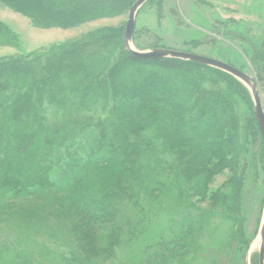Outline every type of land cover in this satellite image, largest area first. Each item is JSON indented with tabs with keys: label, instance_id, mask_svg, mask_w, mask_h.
<instances>
[{
	"label": "trees",
	"instance_id": "16d2710c",
	"mask_svg": "<svg viewBox=\"0 0 264 264\" xmlns=\"http://www.w3.org/2000/svg\"><path fill=\"white\" fill-rule=\"evenodd\" d=\"M135 1L0 0L45 28L122 15ZM125 27V21L101 26L42 52L0 59V223L13 214L11 202L42 196L47 210L53 197L49 206L72 223L79 250L92 260L138 244L162 216L167 199L179 231L165 237L171 247L155 248L152 255L159 262L162 255L182 260L192 251L194 258L200 248L189 244L187 234L216 216V208L236 222L245 179L250 174L255 179L251 149L261 144L264 153V143L252 96L219 69L135 56L125 45ZM135 34L139 50L167 48L140 43ZM13 37L0 20V46L12 44ZM254 55L262 75L264 33ZM225 170L232 173L227 188L212 191L210 214L201 213L197 204L209 182ZM187 183L201 200L178 210L189 193ZM95 227L106 229L97 234ZM93 233L101 242L107 234V244L97 250ZM249 245L242 241L239 248ZM17 257L0 253V264H25Z\"/></svg>",
	"mask_w": 264,
	"mask_h": 264
},
{
	"label": "rangeland",
	"instance_id": "374dc122",
	"mask_svg": "<svg viewBox=\"0 0 264 264\" xmlns=\"http://www.w3.org/2000/svg\"><path fill=\"white\" fill-rule=\"evenodd\" d=\"M128 14L72 28H45L0 2V20L14 35L12 44L0 46V59L18 53L42 52L101 26H119L127 22ZM135 26V39L140 43L163 44L167 48L212 56L243 67L256 79L264 106V70L260 75L254 66V51L264 33V0H152L137 12ZM260 140L264 143L263 138ZM251 152L257 170L255 179L251 174L245 179L242 212L235 213L237 221L234 222L216 208V216L204 221L203 226L195 225L194 232L186 236L190 245L192 241L196 249L200 248L199 252L195 251L197 256L194 258L192 251L182 256L183 262L162 254L159 262L152 255L155 248L171 247L172 242L165 237L179 229L177 216L167 212L170 207L167 199V206L160 213L162 216L153 222L144 239L138 241L140 245H122L116 255L95 254L92 260L79 250L70 228L72 223L65 216L57 215V208L49 206L48 199L53 201V197L47 199V210L41 207V200L46 199L42 196L14 201L8 205L13 213L9 221L0 223V253L7 259L20 255L17 261L24 260L25 264H247L246 252L256 242L264 209V153L261 144L254 145ZM230 176L232 173L225 170L211 179L207 196L203 203L197 204L204 210L201 213L209 210L210 214V193L225 191L224 184ZM185 188L189 193L181 197L178 210L187 201L201 200L198 193L192 194L191 183ZM105 229L95 227L99 231L97 234L104 233ZM95 235L93 233V243L98 250L99 245L107 244V234H103L106 236L102 242L96 241ZM242 241L250 243L248 250L239 248ZM252 256L249 264H259V243L252 250Z\"/></svg>",
	"mask_w": 264,
	"mask_h": 264
},
{
	"label": "water",
	"instance_id": "95a60500",
	"mask_svg": "<svg viewBox=\"0 0 264 264\" xmlns=\"http://www.w3.org/2000/svg\"><path fill=\"white\" fill-rule=\"evenodd\" d=\"M148 1L149 0H136L132 5V7L130 8L128 14V20L126 22V27L124 32V40L127 49L138 57L177 58L181 60L192 61L206 66H210L232 75L240 82H242L245 86H247L251 92V96L254 104L255 118L264 140V106L258 90L257 81L252 75H250L246 71L237 68L236 66L232 65L229 62L217 59L212 56L201 55L193 52L177 50L173 48H165V47L139 50L134 46L133 33L136 24V15L137 12L140 10V8ZM256 241L259 242V264H264V209H263V215L260 222L258 234L256 236ZM252 250H253V245L251 244L246 254L247 264H249V260L251 259Z\"/></svg>",
	"mask_w": 264,
	"mask_h": 264
},
{
	"label": "bare ground",
	"instance_id": "6f19581e",
	"mask_svg": "<svg viewBox=\"0 0 264 264\" xmlns=\"http://www.w3.org/2000/svg\"><path fill=\"white\" fill-rule=\"evenodd\" d=\"M258 241H256L254 244H253V249L258 245Z\"/></svg>",
	"mask_w": 264,
	"mask_h": 264
}]
</instances>
